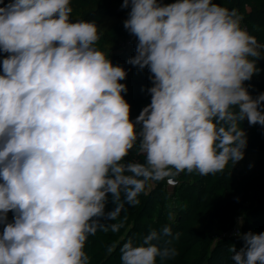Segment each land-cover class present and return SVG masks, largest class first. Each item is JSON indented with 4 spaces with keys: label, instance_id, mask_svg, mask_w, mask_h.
<instances>
[{
    "label": "clouds",
    "instance_id": "clouds-1",
    "mask_svg": "<svg viewBox=\"0 0 264 264\" xmlns=\"http://www.w3.org/2000/svg\"><path fill=\"white\" fill-rule=\"evenodd\" d=\"M121 7L138 41L128 63L148 68L153 85L135 120L122 95L127 71L97 47L95 21L73 22L71 0L0 6V264H90L89 236L123 226L102 219L139 205L150 181L223 174L245 158L241 122L264 126V93L253 98L245 86L264 44L237 10L213 0ZM133 152L143 162L128 161ZM237 235L244 247L230 248L234 264H264V233ZM179 237L166 225L141 244L129 239L121 264L174 259Z\"/></svg>",
    "mask_w": 264,
    "mask_h": 264
},
{
    "label": "trees",
    "instance_id": "trees-1",
    "mask_svg": "<svg viewBox=\"0 0 264 264\" xmlns=\"http://www.w3.org/2000/svg\"><path fill=\"white\" fill-rule=\"evenodd\" d=\"M9 0H2L0 6ZM175 0H163L173 3ZM228 9H235L251 33L264 44V0H213ZM123 0H71L72 20L95 21L102 31L97 47L109 54L114 65L122 66L128 73L120 81L128 87L122 93L131 105V119L135 120L142 109L151 103L148 89L152 87L151 73L128 63L135 56L137 38L124 28L129 8H122ZM0 53V73L2 59ZM260 69L245 86L253 98L264 93V58ZM247 133L248 144L245 158L233 167L229 165L223 174L201 176L186 171L176 175L174 182L169 177L150 181L145 193L139 196L140 204L125 205V211L116 221H104L105 225L122 223L117 232L109 227L89 236L85 251L90 264H121L120 248L129 239L137 245L143 242L150 230L160 231L170 226L179 239L172 240L178 255L163 264H234L230 248L237 251L244 247L239 235H223L235 223L241 222V234L264 233V126H252L247 120L241 122ZM143 162V156L133 152L126 158ZM115 204L109 202L105 211H111ZM9 221L13 213L9 212ZM126 217V218H125ZM2 232V226H0ZM171 239L165 237L164 240ZM164 240L158 243L163 246ZM157 264H161L157 258Z\"/></svg>",
    "mask_w": 264,
    "mask_h": 264
},
{
    "label": "built area",
    "instance_id": "built-area-1",
    "mask_svg": "<svg viewBox=\"0 0 264 264\" xmlns=\"http://www.w3.org/2000/svg\"><path fill=\"white\" fill-rule=\"evenodd\" d=\"M242 27H245L250 34L251 31L249 30L248 26L246 24H243ZM253 35V34H252ZM260 42V41H259ZM261 43V42H260ZM262 44V43H261ZM237 233H241V222L238 221L235 223L227 232H225L223 235H237Z\"/></svg>",
    "mask_w": 264,
    "mask_h": 264
},
{
    "label": "rangeland",
    "instance_id": "rangeland-1",
    "mask_svg": "<svg viewBox=\"0 0 264 264\" xmlns=\"http://www.w3.org/2000/svg\"><path fill=\"white\" fill-rule=\"evenodd\" d=\"M175 177H176V175L170 176V177H169V180H170V182H172V183H173V182H174V178H175Z\"/></svg>",
    "mask_w": 264,
    "mask_h": 264
}]
</instances>
